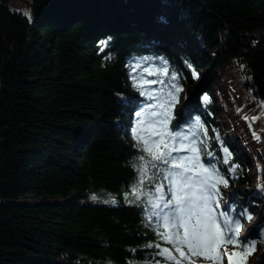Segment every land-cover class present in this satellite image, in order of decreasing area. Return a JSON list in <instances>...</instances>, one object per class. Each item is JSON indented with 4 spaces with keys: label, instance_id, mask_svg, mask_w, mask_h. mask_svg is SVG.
<instances>
[{
    "label": "trees",
    "instance_id": "1",
    "mask_svg": "<svg viewBox=\"0 0 264 264\" xmlns=\"http://www.w3.org/2000/svg\"><path fill=\"white\" fill-rule=\"evenodd\" d=\"M262 31L264 0H0V264H168L156 253L177 254L147 219L150 207L129 202L140 157L151 161L135 137L153 81L163 94L182 89L169 129L190 128L214 157L211 183L213 167L227 181L214 189L219 209L264 210L243 152L224 153L218 109L249 121L258 140L244 147L261 182ZM156 172L149 164L148 176ZM157 185L166 191L165 179L146 177L142 191ZM237 242L240 264L262 260L261 228Z\"/></svg>",
    "mask_w": 264,
    "mask_h": 264
},
{
    "label": "snow or ice",
    "instance_id": "2",
    "mask_svg": "<svg viewBox=\"0 0 264 264\" xmlns=\"http://www.w3.org/2000/svg\"><path fill=\"white\" fill-rule=\"evenodd\" d=\"M192 75L195 77L196 73L193 72ZM172 79L175 80L176 77L173 76ZM152 83H156V81ZM172 88L174 92L170 91L168 93L171 99L164 101L161 105L164 109L169 104L178 101V93L182 89L175 84L172 85ZM203 99L207 101L208 97L205 96ZM136 115L139 117L142 114L137 112ZM170 116V112L165 113L164 111L159 115L157 122L160 123L161 128L156 133L160 138L158 142L151 143L150 139L143 138L138 133L136 134V140L143 143L142 151L148 153L151 161L145 160L143 156L140 157L143 163L138 168L139 180L133 183L131 194L134 200L129 202H139L137 203L138 207L141 205L150 207L151 211L147 219H156L155 228L157 230L163 228V231L159 233L160 238L172 244L176 251L179 252L181 246H187L189 251L199 249L206 258L215 260L214 254L222 242L238 243L235 240V234L240 228L239 221L235 222L234 228L228 227L226 231L222 232L221 226L216 223L209 206L214 195L211 189H215L217 183L227 186V181L213 167L211 172L215 173V182L210 183L211 173L209 168L199 162L198 156L189 158L172 155L174 151L178 152L180 149L170 147L166 142V138L168 140H186L187 137L181 136L179 133L173 136L168 131L167 124ZM139 126L137 124V129ZM133 132L136 133V129H133ZM160 145H163V149L160 148ZM188 150L192 153L197 152L195 147H190ZM185 161H188V163H185ZM149 164L152 168L157 169V172L153 173L152 176H148ZM159 164H163L165 167L160 169ZM194 169L199 170L195 176L191 174ZM146 177L149 184L157 177L168 181L169 195L167 200H165V192L160 185L155 186L154 191H142ZM193 218H195L194 224L192 222ZM148 226L152 227V224L150 223ZM179 229H183L182 235ZM146 247L159 248V245L149 244ZM156 254L166 257L167 260L175 259L167 248H163ZM181 255L183 256L182 252ZM152 264H160V262L153 261Z\"/></svg>",
    "mask_w": 264,
    "mask_h": 264
},
{
    "label": "rangeland",
    "instance_id": "3",
    "mask_svg": "<svg viewBox=\"0 0 264 264\" xmlns=\"http://www.w3.org/2000/svg\"><path fill=\"white\" fill-rule=\"evenodd\" d=\"M264 34V31L261 32ZM258 35H261L258 33ZM149 81L146 83L148 84ZM154 84L152 83L149 86H144L143 91L145 92V103L142 107L141 110V116H139L140 120V127L137 129L139 134L143 138L150 139V142H152L154 139H160L159 136L156 134L159 132L161 125L160 123L157 122L159 115L162 111L165 113L170 112L171 115L173 113V110L175 108H178V106H181L179 104H169L166 109L162 108L161 105L164 103V101L171 99L168 96L169 91L166 94H163L160 90L155 91L153 89ZM215 88L218 89V92L220 95L225 99V102L229 103L230 97L229 94L226 90V87L223 86V83L218 81L215 83ZM174 92V91H172ZM249 97L251 100L254 99L253 95H250ZM192 96L190 97V99ZM237 98H241V94L239 93L237 95ZM248 98V99H249ZM188 99V101L190 100ZM248 99L244 96L242 99L245 103L248 102ZM156 101V102H155ZM253 102V101H252ZM218 104V103H217ZM241 104V103H240ZM176 106V107H175ZM256 107L255 114L260 117V122L264 123V102L260 100H256V103L254 105ZM180 109V107H179ZM218 109L220 113V123L223 129V135L225 136V140L229 141L234 148L237 150H240L243 152V155L247 158V162L249 165V177H250V187L249 191L250 192H255L258 189L257 185V174L256 170L254 167V158H253V151L250 148L244 147L247 143V140H250L252 142H255L258 140L257 135L250 133L249 132V121H247L245 118H243L240 114H234V113H229L227 110L223 109L221 105L218 104ZM253 109V108H252ZM234 114V115H233ZM246 117H249L248 114H245ZM170 120V118H169ZM169 120L167 124V129L169 131ZM254 118H252V121ZM263 127V134H264V124L261 125ZM181 136L187 137L186 140L182 139H173V140H166L168 141L167 143L170 145V147L175 146L176 148L180 149V151H174L173 154L175 156H182V157H189L192 158L194 156L199 157V162L205 166V163L209 160V157L203 158L200 154V147L198 144L197 139L193 136L192 132H190L188 129H179L177 132ZM171 133L173 136H176V134ZM190 147H195L197 149L196 153L190 152L188 149ZM228 154H230L228 152ZM194 163V160L192 161ZM185 163H188V161H185ZM198 169H194L193 172L191 173L192 175H196L198 173ZM262 182L260 185L264 186V173L262 174ZM167 188H168V181H167ZM249 192V193H250ZM254 210L256 212V217L253 219V223H247V221H244L243 224H246L245 227L243 228L242 232L238 234V237H242L244 235L245 231L247 232L249 229H253L255 227H264V210L262 206H259L257 204H254ZM263 217V218H262ZM215 218L216 221L218 220L217 215L215 213ZM220 226H221V231L224 232L228 227H233L235 225L236 220L234 219H228L227 223L228 225L226 227L223 226V220L220 218ZM218 221V225H219ZM238 221V220H237ZM243 222V221H242ZM240 223V222H239ZM183 230V229H182ZM232 244L222 242L219 246V251H218V256L217 259H220V262H217L216 260L213 259H208L204 254L200 252L199 249L190 251V254H193V257H189L190 262H184L182 260H179L176 258L174 255H172L175 259L173 260V264H240L238 261L236 262L234 257H233V252H232ZM189 252V251H188ZM258 256H263L262 260L260 262H256L255 259L253 258L249 264H264V244L261 245L260 250L258 252Z\"/></svg>",
    "mask_w": 264,
    "mask_h": 264
},
{
    "label": "bare ground",
    "instance_id": "4",
    "mask_svg": "<svg viewBox=\"0 0 264 264\" xmlns=\"http://www.w3.org/2000/svg\"><path fill=\"white\" fill-rule=\"evenodd\" d=\"M195 223V221H193V224Z\"/></svg>",
    "mask_w": 264,
    "mask_h": 264
}]
</instances>
